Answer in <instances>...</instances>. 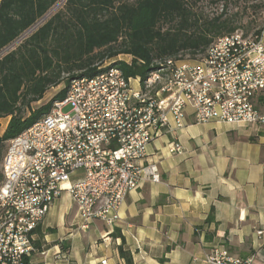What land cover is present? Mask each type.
<instances>
[{
	"label": "built area",
	"instance_id": "obj_1",
	"mask_svg": "<svg viewBox=\"0 0 264 264\" xmlns=\"http://www.w3.org/2000/svg\"><path fill=\"white\" fill-rule=\"evenodd\" d=\"M263 36L264 30L260 36L236 31L216 39L196 60L157 62L143 79L126 78L113 60L91 77L72 79L65 98L55 100L48 114L7 144L0 185V264H26L35 250L34 232L62 192L85 224L98 220L115 226L131 191L140 183L161 181L155 164L139 163L164 128L171 123L184 127L188 109L199 124L264 126ZM168 150L182 153L176 143ZM79 172L82 176L72 182ZM204 260L254 264L252 257L221 247L212 248Z\"/></svg>",
	"mask_w": 264,
	"mask_h": 264
},
{
	"label": "crops",
	"instance_id": "obj_2",
	"mask_svg": "<svg viewBox=\"0 0 264 264\" xmlns=\"http://www.w3.org/2000/svg\"><path fill=\"white\" fill-rule=\"evenodd\" d=\"M9 120H0V135ZM172 143L182 153H169ZM148 164L161 181L131 191L113 227L85 224L62 192L34 232L26 264H126L119 247L131 264H207L214 247L264 264V234H256L264 230V126L199 124L188 109L183 128L171 123L148 146L139 165Z\"/></svg>",
	"mask_w": 264,
	"mask_h": 264
},
{
	"label": "trees",
	"instance_id": "obj_3",
	"mask_svg": "<svg viewBox=\"0 0 264 264\" xmlns=\"http://www.w3.org/2000/svg\"><path fill=\"white\" fill-rule=\"evenodd\" d=\"M202 0H0V120L10 118L0 135L2 160L10 140L48 114L65 98L69 82L91 77L108 60L126 78L141 79L156 63L180 54L203 55L218 38L240 31L236 17L247 9L264 11V0H208L221 12L203 17ZM238 8L227 15L228 8ZM264 28L252 35L260 36ZM64 85L48 103L34 109L52 88ZM119 256L131 264L119 247Z\"/></svg>",
	"mask_w": 264,
	"mask_h": 264
},
{
	"label": "rangeland",
	"instance_id": "obj_4",
	"mask_svg": "<svg viewBox=\"0 0 264 264\" xmlns=\"http://www.w3.org/2000/svg\"><path fill=\"white\" fill-rule=\"evenodd\" d=\"M222 3L225 0H220ZM233 2H239L240 9L245 6V0H228ZM238 8H232L229 6L227 15H232L237 11ZM198 13L202 15L203 17H212L216 16L221 12V9L217 6H210L208 3V0H202L200 4H198ZM238 24L240 25V32L247 33V35H252L257 29L263 27L264 28V11H259L258 9H251L250 7L247 9V12H240V14L236 17ZM179 57L183 60L187 61H193L196 60L199 55H197L195 58H192L190 54H180ZM128 56L121 55L113 61H121V62H128L129 61ZM64 85H60L58 88H52L50 89L43 97V99L38 102L37 104L33 105L34 109H37L41 107L42 105L48 103L61 89H63ZM1 134V130H0Z\"/></svg>",
	"mask_w": 264,
	"mask_h": 264
}]
</instances>
